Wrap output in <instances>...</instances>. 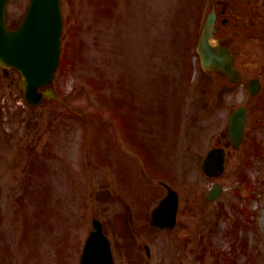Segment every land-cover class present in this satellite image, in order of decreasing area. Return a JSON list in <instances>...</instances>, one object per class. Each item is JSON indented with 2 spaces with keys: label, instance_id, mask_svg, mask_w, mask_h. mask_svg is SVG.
<instances>
[{
  "label": "rangeland",
  "instance_id": "rangeland-1",
  "mask_svg": "<svg viewBox=\"0 0 264 264\" xmlns=\"http://www.w3.org/2000/svg\"><path fill=\"white\" fill-rule=\"evenodd\" d=\"M29 1H10V27ZM214 6L229 19L223 31L249 28L257 10L264 30V0H63L66 68L52 87L73 109L47 101L30 107L20 74L6 76L0 65V264H80L95 216L116 264H264V40L235 38L239 83L205 72L196 46ZM255 77L263 89L251 98L247 82ZM100 96L129 122L133 153L107 124L91 151L83 118L69 119L95 112ZM240 106L249 121L237 150L227 129ZM218 146L226 170L210 179L202 164ZM136 150L146 152L150 173ZM94 157L88 181L85 165ZM160 179L180 194L172 231L149 224L167 192ZM215 183L223 196L209 201ZM124 199L135 201L130 210Z\"/></svg>",
  "mask_w": 264,
  "mask_h": 264
},
{
  "label": "water",
  "instance_id": "water-1",
  "mask_svg": "<svg viewBox=\"0 0 264 264\" xmlns=\"http://www.w3.org/2000/svg\"><path fill=\"white\" fill-rule=\"evenodd\" d=\"M9 0H0V63L6 68L16 67L23 75L19 84L27 103L37 106L42 100L38 89L51 82L55 76L59 57V42L62 30L60 0H32L21 25L11 30L6 25V11ZM217 13L212 10L205 21L197 51L202 68L206 72L223 73L231 83H238L242 77L235 67L230 48L222 46L216 39ZM27 40H31V43ZM36 43L38 52L31 48ZM7 73V69L5 70ZM257 80H252L248 88L254 96L259 91ZM246 109L239 108L230 115L228 134L236 149L244 138ZM225 151L216 148L210 151L203 162V171L210 177L219 176L224 171ZM220 195L216 185L209 195L215 199ZM178 195L169 188V194L161 200L152 213V225L171 229L175 225ZM92 236L102 237L98 222ZM106 261L111 264L108 243L105 241ZM85 264V261L83 262Z\"/></svg>",
  "mask_w": 264,
  "mask_h": 264
},
{
  "label": "bare ground",
  "instance_id": "bare-ground-1",
  "mask_svg": "<svg viewBox=\"0 0 264 264\" xmlns=\"http://www.w3.org/2000/svg\"><path fill=\"white\" fill-rule=\"evenodd\" d=\"M27 41L31 43V40H27ZM31 48H34V49H32L33 51L35 50L34 52H38V49L36 47V43Z\"/></svg>",
  "mask_w": 264,
  "mask_h": 264
}]
</instances>
